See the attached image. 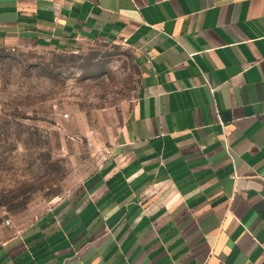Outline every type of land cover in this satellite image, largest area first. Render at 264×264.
Returning <instances> with one entry per match:
<instances>
[{"label": "crops", "instance_id": "crops-1", "mask_svg": "<svg viewBox=\"0 0 264 264\" xmlns=\"http://www.w3.org/2000/svg\"><path fill=\"white\" fill-rule=\"evenodd\" d=\"M108 40L140 70L115 142L0 264H264V0H0V47Z\"/></svg>", "mask_w": 264, "mask_h": 264}, {"label": "rangeland", "instance_id": "rangeland-1", "mask_svg": "<svg viewBox=\"0 0 264 264\" xmlns=\"http://www.w3.org/2000/svg\"><path fill=\"white\" fill-rule=\"evenodd\" d=\"M12 49L0 47V243L98 171L140 81L124 41Z\"/></svg>", "mask_w": 264, "mask_h": 264}, {"label": "built area", "instance_id": "built-area-1", "mask_svg": "<svg viewBox=\"0 0 264 264\" xmlns=\"http://www.w3.org/2000/svg\"><path fill=\"white\" fill-rule=\"evenodd\" d=\"M12 50H14V48ZM10 224H11V221L10 220H7L6 221V225L10 226Z\"/></svg>", "mask_w": 264, "mask_h": 264}]
</instances>
